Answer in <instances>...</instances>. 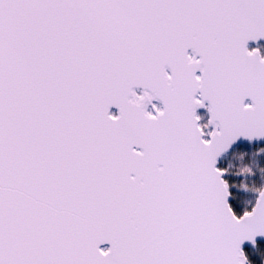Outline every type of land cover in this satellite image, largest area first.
Returning <instances> with one entry per match:
<instances>
[{"label":"snow or ice","instance_id":"6c2138e0","mask_svg":"<svg viewBox=\"0 0 264 264\" xmlns=\"http://www.w3.org/2000/svg\"><path fill=\"white\" fill-rule=\"evenodd\" d=\"M0 264H264V0H0Z\"/></svg>","mask_w":264,"mask_h":264},{"label":"flooded vegetation","instance_id":"af4514ba","mask_svg":"<svg viewBox=\"0 0 264 264\" xmlns=\"http://www.w3.org/2000/svg\"><path fill=\"white\" fill-rule=\"evenodd\" d=\"M251 46V45H250ZM199 114H201V115H204V112H203V110H200V113Z\"/></svg>","mask_w":264,"mask_h":264}]
</instances>
